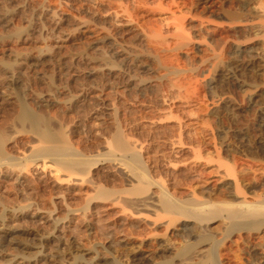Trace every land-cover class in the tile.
I'll list each match as a JSON object with an SVG mask.
<instances>
[{
	"label": "bare ground",
	"instance_id": "6f19581e",
	"mask_svg": "<svg viewBox=\"0 0 264 264\" xmlns=\"http://www.w3.org/2000/svg\"><path fill=\"white\" fill-rule=\"evenodd\" d=\"M71 1L78 4L81 2V0ZM83 1L86 2V8H82L85 14L77 17L73 13L71 15L57 12L55 7L48 5L44 0H0V264H38V261L45 256L48 245H58L65 239L63 231L58 230L64 224L74 223L76 220L89 223L90 216L96 214L97 217V214L109 205L119 206V214L124 213L127 207L154 206L160 210L157 218L160 221L164 217L165 219L161 221L164 224L153 221L152 227L143 232L144 238L151 239L153 244L159 246L157 251H152L147 256V264H234L230 261H235V264H264V187L263 191L257 194L254 192V185L250 182L243 184L242 175L229 173L233 176L232 181L221 185L219 196L200 199L188 195L185 196L186 198H180L168 189L164 181L162 183L150 174L159 166L171 174H183L188 171L184 165L172 167L171 163L174 161L171 162L169 161L171 159L167 158V156L170 158L171 152L177 154L178 149L183 152L189 151L190 146L185 145V138L188 137L187 133L191 132H186L182 122L184 118L178 116L174 112L176 109L172 107V99L176 98V91L185 87L187 80L182 85L180 82L184 81L180 79L177 84L175 82L177 80H172L170 75L168 77L171 81L165 83L166 92L162 93V90L160 93L162 78L158 77L152 80V83L151 80L144 81L128 76L127 81L133 87L157 93L153 103L162 112L148 121L125 126L119 121L120 107L116 102L121 92L114 96L107 94L102 96L101 93H96L93 97H89L91 100L89 98L86 100L82 82L77 88L74 86V90L65 83L56 85L54 78L43 73L40 68L48 63L57 62L60 57L62 59L67 57L64 56L66 54L64 42L77 32H85L89 37L95 36L94 41L89 40L87 43L89 50L96 52H88L84 47L77 48V51L74 50V57L69 55L68 60L81 61L82 58H87L97 65V68H94V65L90 70L92 75H99L102 70H105V73L116 70L113 73L119 75L122 71L119 69L121 67L116 69L117 63L101 49L105 43L112 42L111 32L107 28L109 26H125L132 33L133 39L136 38L139 42L147 41L148 45L144 43V47L141 48H135L136 46L131 48L127 45L121 47L122 60L129 64L130 61L139 60L143 55L156 61V54L163 55L162 51L158 54L157 49L166 48L164 43L166 41L168 43L166 40L168 36L177 40L188 39L184 25L187 16L193 19L190 26L193 35L202 36L204 32H214L223 26L221 22H212L209 25L212 26L210 29L198 15L199 9L217 18H225L227 21L225 26L228 28L237 27L245 32L252 27L246 17H242L246 14L222 11V5H218L219 0H182V2L157 0L155 5L160 10L169 11L172 18L169 23L162 22L164 24L162 28L161 25H155L150 21H139L142 17L140 12L149 10L152 5L148 9L147 0H130L129 6L115 4L114 8L112 6L107 9L102 5L103 0ZM79 5L76 7L78 8ZM181 5L186 8L185 12L181 11ZM173 8L182 13L177 15ZM196 18L200 20L196 22L194 20ZM255 18L257 19L255 21H259L257 23L264 28V13L260 12ZM95 24L101 27L93 26ZM67 25L71 28L70 31L66 29ZM170 25L172 26L169 29ZM100 30L105 34L99 36ZM53 34H56L54 38H57V41L53 39L57 42L56 45L53 44L55 46L52 45L54 48L46 39L53 38L51 37ZM232 43L239 52L243 51L239 44L233 41ZM169 57L171 59V56ZM246 61L247 67L264 68V60L259 56L247 55ZM167 62L164 64H168ZM221 66V64L217 66L212 64L209 73L212 81ZM169 70L167 72L170 74L174 71ZM189 78L188 83H192L189 82ZM193 83L195 85V82ZM255 92H257L256 86ZM178 93L177 99L180 96L179 91ZM86 101L90 102L88 107L92 106L93 116L98 118L107 116L110 121L107 127L87 130L93 139H98L99 149L95 155L85 151L83 142L86 139L83 140L78 136L84 126L83 120L87 109L84 107L80 110L79 107L84 106ZM216 110L214 111L217 112ZM185 113L187 115L188 112ZM197 118L200 117L197 115ZM172 121H176V124H170ZM138 128L145 129L143 132H147L148 139L138 142L137 138L129 136V130ZM172 130L173 132L170 133ZM146 132L143 136H146ZM196 139L198 140V137ZM152 148H160V150L167 148L168 155H163L164 158L160 157L161 159L149 160L145 154H148L146 152ZM259 149L260 152H264V145ZM175 154L171 155L175 156ZM116 166L120 168L123 166L126 170L124 181L128 186L107 188L96 177L102 175L109 179L106 181H110V178L115 180L118 176ZM225 174L228 175L226 172ZM10 192L20 199H7L6 195L11 194ZM147 192L148 194L143 196ZM46 193L47 197L43 198ZM41 197L44 202L40 201ZM76 197L79 198L78 201ZM72 199L76 202L74 200L71 203ZM25 218L33 219L38 226L36 231L30 232L37 241L34 243L33 255L4 254L5 247L13 242L17 233L22 231L17 221H23L22 219ZM96 219L101 221L99 218ZM177 219H181V222L176 229L173 227V222ZM49 226V230H46ZM103 258V256L101 259L96 258L97 263H105L102 261ZM89 264L95 262L89 261Z\"/></svg>",
	"mask_w": 264,
	"mask_h": 264
},
{
	"label": "rangeland",
	"instance_id": "374dc122",
	"mask_svg": "<svg viewBox=\"0 0 264 264\" xmlns=\"http://www.w3.org/2000/svg\"><path fill=\"white\" fill-rule=\"evenodd\" d=\"M44 1L48 5L55 7L57 12H66L68 14L73 13L76 14L75 16L77 17H80L81 14V16H84L83 14H85L82 8H86V2L83 0H81V2L83 1V4L80 2V5L71 0H68L69 2H67V0ZM156 1L157 0L146 1L147 3L149 2L147 5L148 9L149 6L152 5L149 10H142L140 12L142 13V17L141 19L139 18V21H150L153 22V24L161 25L162 28H164L163 23L171 22L172 18L169 11L160 10V8L155 5ZM130 2V0H103L102 5L107 9L112 6L114 8L115 4L129 6ZM180 2H182V0H180ZM219 2L218 5H222V11L226 10L237 14L240 12L246 14V16L242 15V17H246L245 19L252 24L251 29L245 32L237 27L232 29L228 28L225 26L227 22L225 18H217L207 11H201L199 9L198 15L202 17L200 18L204 21L205 25H208L209 27L212 22H221V25L223 26L221 28L219 27V29L217 28L218 30L216 29L214 32H204L202 36L193 35L192 28L190 27L193 19H190L187 16L184 19L186 20L184 25L185 31L187 29L186 33H188L189 38L177 40L175 38H170L171 36L167 35L169 37L166 38L168 43L166 41L164 47L168 49L163 48L160 50V48H158L157 53H161L162 51L163 55L156 54V61L151 57L143 55L135 62L130 61L129 64L124 62L122 60L123 55L120 54L122 46L123 48L126 45L131 48L135 46V48H141L144 47L145 44L147 46L148 43L147 41L139 42L135 37V39H133L132 33L125 26L121 27L115 25L107 27L109 32H111L110 36L112 37V42L105 43L101 49H103V51L117 63L116 69L121 67L119 68L120 71L122 70L120 73L121 75L113 73V71L116 70H113L110 73H105V70H102L99 73L100 76L97 74L92 75L90 70L94 65V68H97V65L87 58H82L81 61H75L76 59H71V61L68 60L69 55H73L72 57H74V50L76 49L75 51H77V48L84 47L88 49V52H96L92 49L89 50L87 43L89 40L94 41L95 36L89 37L85 32H77L76 35L74 34L75 36H69L70 38L68 37L64 42V45H66L64 51H66L67 54L64 56H67L68 58L65 57V59L61 55L63 59L60 57L57 62L53 64L48 63L47 65L40 67L42 68L43 73L45 72L46 75L54 78L56 85L65 83L74 90L75 87L77 88V86L82 84L81 86L85 88L86 100L89 97H93L96 93H101L102 96L104 94L114 96L116 93L118 94V92H121V94H118L116 102H118L117 104L120 107L119 121L125 126H127V124L142 123L145 122V120L148 121L162 112L160 111L161 109L157 108L153 103L157 93L133 87L130 85L129 81H127L129 77H137L144 79V81L151 80L150 82L158 77L162 78L160 93L162 90V93L166 92V81L170 80V75L172 76L170 78H173L172 80H177L175 81L177 84L180 79L184 81L180 82L182 85L187 80L186 84L189 86L185 84L186 86L184 85L185 87H181L180 90H177L178 88L175 87L177 88V95H175V99H172V107H174V110L176 109L173 111L177 113L178 116L184 118L182 119V122L184 123L183 125L185 126L186 132H191L187 133L188 135L186 136L188 137H186L187 139L185 138V145H188L187 147L190 146L189 151L183 152L180 151L181 149H178L177 154L170 151V158L169 156H167V158L171 159L169 160L171 162L174 161L171 163L172 167L174 166L177 168L184 165L188 168V171L183 174H171V172H168L165 168L159 166L156 167L158 169L160 168L159 171L156 168L155 170L152 168L154 172H150L151 176L153 175V177L160 182L164 181V184L169 187L168 189L170 191L172 190V193H175V196L180 198H186L188 195H193L200 199L217 197L220 195L221 185L224 183H231L233 176L230 174L236 176L242 175L244 178L243 184L250 182L251 185H254V192L257 194L261 193L264 187V152H260L259 149L260 147L262 149V146L264 145V68L258 69L256 66H246L247 55L259 56L264 60V28L258 24L259 21H257L258 23L255 21L257 20L255 18L257 14L260 12L264 13V0H219ZM57 3L58 5H56ZM109 4L110 6H108ZM59 5H61V7ZM77 5H79L78 8L76 7ZM181 7V11L185 12L186 8L183 7V5H181ZM76 9L78 10L76 11ZM173 10H176L175 12L177 15L182 13L175 8H173ZM76 12H80V14H77ZM196 19H194L196 22L200 20ZM67 26L68 27L65 26L66 29L68 28V31H70L71 28H69V25ZM93 26L101 27L99 24ZM171 26L172 25L168 28L170 29ZM211 27L212 26L209 28L211 29ZM101 30L98 31L100 34L96 33V36L97 34L99 36L105 34ZM168 34H171V32H168ZM55 35L56 34H53V36H51L53 38H46L51 46L57 44V38H54ZM53 39H56V41ZM232 41L239 44L240 49L243 51L239 52ZM166 44L169 46H166ZM170 44L171 46L173 45L172 49L174 50L171 49ZM160 56L161 59H159ZM169 56H171V59ZM159 61L163 65H161ZM166 62L168 64H164ZM216 63L221 64L222 66L216 73V75H218H215L214 80L212 81L209 73L211 72L212 64L217 66ZM164 66H166V68ZM194 66L196 67V70ZM167 68L171 69L169 70ZM168 70H174L175 73L173 71V73L171 72L170 74V72H167ZM165 74L167 75L166 77ZM182 76L183 78L186 76V78L183 79ZM188 78L190 80L189 82L192 81V83H188ZM191 78H194L197 81L192 80ZM193 82H195V85L197 82L198 84L195 86L193 85ZM255 86L257 92H255ZM178 91L180 92L179 100L177 99L179 95ZM118 100L121 101L119 102ZM88 105H90V102L86 101L84 106L79 107L80 110L84 107L87 109H85V117L83 120L84 126L80 129L79 135H77L82 139H86H83L85 140L83 142L85 151L91 155H95L97 149H99L97 148L98 139H93L87 130L90 128L107 127L110 121L107 116H102L103 118L93 116L94 114H91L92 106L88 107ZM90 109L91 111L89 112ZM215 109H217V112L214 111ZM186 111L188 112V116L185 113ZM121 112L123 116L121 115ZM175 113L173 114L175 115ZM197 115L200 118H197ZM149 116L151 117L148 118ZM175 122L172 121L170 124H176ZM173 128L175 129V127ZM138 129L129 130V136H132L134 139L137 138L138 142L144 141L145 138L148 139L147 132H143L145 129ZM145 132L147 137L143 136ZM172 132L173 130L170 133ZM195 137H198V140ZM161 150L165 153L167 148ZM161 150L160 148H152L148 150L146 152L148 154L145 155L149 160H153L154 158L161 159L164 158L163 155H168L167 152L169 149L165 154H163ZM171 154H175V156ZM122 167H115L116 173H118L116 174L118 176H116L115 180L110 178V181H106L109 179H106V177L104 178L102 175H99L96 178L102 180H99V182H102L101 184L107 188H115L116 186L119 188L122 186L127 187L128 184L124 181L126 180V170ZM227 170H229V172ZM225 172L228 173V175H226ZM149 190H151V188ZM148 192L144 193L143 196H146ZM13 195L14 194L12 193L7 194L6 197L7 199L13 198V200L20 199V197ZM43 196V198L47 197V193ZM43 198H40L41 202L42 200L44 202ZM74 200L72 199L71 203L74 202ZM76 200L78 201L79 198L76 197ZM118 208L119 206H107L104 211H100L101 214H99L100 212L97 214V217L96 214L94 215L95 217L90 216L89 218L93 220L90 219L89 223L86 222L87 224L79 220H76L77 222L74 221V223L68 222L64 224V226L58 230L63 231L65 239L58 245H48L46 247L45 256L38 261V264H89V261H94L95 264H147V256H149L152 251H157L159 246L156 243L153 244L151 239L144 238L145 233L143 234V232L152 227L153 221L161 222L165 218L163 217V219L161 218L159 221L157 213H159L160 210L154 206L151 208L127 207L122 214H119L120 212L118 211ZM137 216L138 218H135ZM96 218L101 219V221ZM22 220L23 221H17V223L19 222V227L22 228V231L17 233L13 238V242L5 247L4 254H20L24 256L33 255V252L35 251L34 243L37 241L33 239L30 232L36 231L38 226L35 225L31 218H25ZM96 220L97 222H94ZM180 220L181 219H177L173 222L174 228H179ZM49 228L50 226L46 227V230H49ZM102 256L104 257L102 261L105 263H97L96 258L101 259ZM3 259L5 258H2V260ZM230 262L235 264V261Z\"/></svg>",
	"mask_w": 264,
	"mask_h": 264
}]
</instances>
